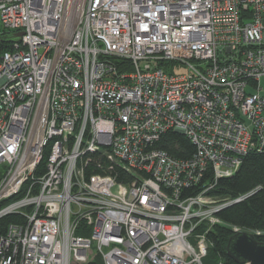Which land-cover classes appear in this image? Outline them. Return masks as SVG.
I'll use <instances>...</instances> for the list:
<instances>
[{
	"label": "built area",
	"instance_id": "1",
	"mask_svg": "<svg viewBox=\"0 0 264 264\" xmlns=\"http://www.w3.org/2000/svg\"><path fill=\"white\" fill-rule=\"evenodd\" d=\"M15 32L0 217L20 218L0 264H202L216 212L243 198L208 190L264 151V0H0V36ZM178 128L189 160L153 148Z\"/></svg>",
	"mask_w": 264,
	"mask_h": 264
},
{
	"label": "trees",
	"instance_id": "2",
	"mask_svg": "<svg viewBox=\"0 0 264 264\" xmlns=\"http://www.w3.org/2000/svg\"><path fill=\"white\" fill-rule=\"evenodd\" d=\"M10 42L0 41V57L3 52L9 50ZM113 62L118 68L130 69V65L123 59L113 58ZM153 148L164 150L168 155L179 160H189L196 152L191 139L172 129L162 133L154 142ZM90 156L93 164L109 165L105 154L95 152ZM87 172L101 173L95 167L91 169L88 167ZM111 174H117L119 180L130 179V175L122 171L119 165L113 166ZM208 195L231 200L243 196L242 199L227 204L216 212L222 224H215L205 234L208 248L202 260V264H236L226 255V244L234 233L233 228L250 231L259 242H264V151L246 153L235 173L215 180L212 189L208 190ZM6 203L7 201L0 203V207ZM19 218L20 216L15 214L0 217V235H4L10 222H16ZM77 234L85 235L87 232L77 229ZM94 262L101 264L99 257Z\"/></svg>",
	"mask_w": 264,
	"mask_h": 264
},
{
	"label": "water",
	"instance_id": "3",
	"mask_svg": "<svg viewBox=\"0 0 264 264\" xmlns=\"http://www.w3.org/2000/svg\"><path fill=\"white\" fill-rule=\"evenodd\" d=\"M21 32L0 36V41L20 40ZM175 132L184 134L181 129ZM226 255L231 257L236 264H264V242L258 241L254 233L237 230L228 239Z\"/></svg>",
	"mask_w": 264,
	"mask_h": 264
},
{
	"label": "rangeland",
	"instance_id": "4",
	"mask_svg": "<svg viewBox=\"0 0 264 264\" xmlns=\"http://www.w3.org/2000/svg\"><path fill=\"white\" fill-rule=\"evenodd\" d=\"M261 86L263 87L264 86V78L261 79Z\"/></svg>",
	"mask_w": 264,
	"mask_h": 264
}]
</instances>
